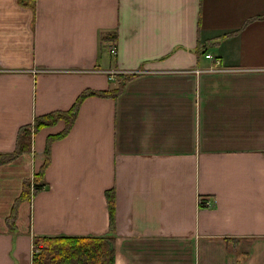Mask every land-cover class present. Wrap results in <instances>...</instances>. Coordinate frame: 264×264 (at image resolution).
I'll return each instance as SVG.
<instances>
[{
	"label": "crops",
	"instance_id": "1",
	"mask_svg": "<svg viewBox=\"0 0 264 264\" xmlns=\"http://www.w3.org/2000/svg\"><path fill=\"white\" fill-rule=\"evenodd\" d=\"M47 113L0 164V264L108 233L110 189L115 264H264V0H0V152Z\"/></svg>",
	"mask_w": 264,
	"mask_h": 264
},
{
	"label": "trees",
	"instance_id": "2",
	"mask_svg": "<svg viewBox=\"0 0 264 264\" xmlns=\"http://www.w3.org/2000/svg\"><path fill=\"white\" fill-rule=\"evenodd\" d=\"M125 75V78H128L129 75L132 74L129 73ZM110 91H112V89ZM87 94L88 92L86 90L82 91L79 94L78 99H82ZM76 107L77 102L73 104L71 111L68 112L70 114L69 119H67L68 124H70L75 117ZM50 115L51 113H47L45 115L36 117L32 124L22 125L16 137L14 148L7 152H0V164L10 161L17 157L19 154L30 150L31 130H34L36 127L43 124L52 122V120H54L55 118H51ZM63 132H61L60 134H62ZM51 136H58V133ZM45 152L46 155L41 168L32 175L31 180L30 177L24 178L23 180L24 187L22 188L20 194L14 200L11 212L8 216L11 221H13L16 214V203L18 201L28 199L29 196L32 195L35 188H41L46 183L43 179V168L48 163L49 150L46 148ZM106 199L109 207L110 217V231L108 233L104 235L62 234L43 236L39 239H42L47 246L34 250L32 255V264H115L114 234L112 232L113 229H111L114 219V205L113 191L111 189L106 191ZM65 250L69 252L63 253L65 252ZM102 255L104 256V261L100 262L99 259Z\"/></svg>",
	"mask_w": 264,
	"mask_h": 264
},
{
	"label": "built area",
	"instance_id": "3",
	"mask_svg": "<svg viewBox=\"0 0 264 264\" xmlns=\"http://www.w3.org/2000/svg\"><path fill=\"white\" fill-rule=\"evenodd\" d=\"M208 56H209V54H208ZM198 202H199L200 205H203V206L211 204L209 196H200L199 199H198ZM37 247H38V245L37 246L33 245L32 246V248H33L32 251L36 250Z\"/></svg>",
	"mask_w": 264,
	"mask_h": 264
},
{
	"label": "rangeland",
	"instance_id": "4",
	"mask_svg": "<svg viewBox=\"0 0 264 264\" xmlns=\"http://www.w3.org/2000/svg\"><path fill=\"white\" fill-rule=\"evenodd\" d=\"M208 54H209V56H208ZM205 56H207V57H211L212 55H211L210 53H206ZM31 179H32V178L30 177V180H31ZM44 181H45V180H44ZM45 182H46V181H45ZM45 184L47 185V182H46ZM46 185H45V186H46ZM47 187H48V186H47ZM40 189H41V188H35L34 190L37 191V190H40ZM10 212H11V211H10ZM8 216H9V215H8ZM8 216H7V217H8ZM46 246H47V245H46L45 243H42V245H41V246H38L37 249H40V248H42V247H46ZM66 252H69V251L65 250V252H63V253H66ZM69 256H70V253H69ZM99 260H100V262H101V261L103 262V261H104V256H103V255L100 256V259H99Z\"/></svg>",
	"mask_w": 264,
	"mask_h": 264
}]
</instances>
